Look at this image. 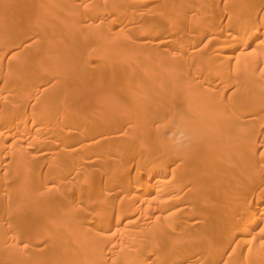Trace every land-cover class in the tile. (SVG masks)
<instances>
[{
    "label": "bare ground",
    "instance_id": "bare-ground-1",
    "mask_svg": "<svg viewBox=\"0 0 264 264\" xmlns=\"http://www.w3.org/2000/svg\"><path fill=\"white\" fill-rule=\"evenodd\" d=\"M153 1L0 0V264H263L264 0Z\"/></svg>",
    "mask_w": 264,
    "mask_h": 264
},
{
    "label": "rangeland",
    "instance_id": "rangeland-1",
    "mask_svg": "<svg viewBox=\"0 0 264 264\" xmlns=\"http://www.w3.org/2000/svg\"><path fill=\"white\" fill-rule=\"evenodd\" d=\"M194 1H197V0H194ZM225 3H226V0H220V8L222 9L221 10V12H220V16L219 17H217L216 18V21H219L220 22V27H221V29H222V26L223 25H225V24H228V22H227V20L223 17V16H226V14L224 13V12H228V9H226V6H225ZM264 4V3H263ZM263 4H261L260 6H259V10L261 11V15H262V12H264V10H263V8H264V6H263ZM213 5H216V3H212V4H210L209 6H213ZM154 6H159V7H164L165 8V5L159 0V1H153V2H151V3H149L147 6H146V8L148 9V8H151V7H154ZM261 7V8H260ZM255 8V7H254ZM256 9V8H255ZM264 14V13H263ZM260 17V16H259ZM258 18V17H257ZM212 18H211V16L207 19V22L209 21V20H211ZM252 20H256V18L254 19H252ZM257 21V20H256ZM87 23H88V21H87ZM86 23V24H87ZM204 27V25H201V27H200V30L202 29ZM260 30V29H259ZM263 32L264 31V27L262 28L261 27V30H260V32ZM233 36H231V37H227V40L229 41V43L231 42V40L233 39L232 38ZM161 38H158V39H156V41H159ZM211 39V37H207V38H204V39H202V41H198V40H196V42L194 43V44H192L191 45V47H193V48H188V50L190 49V50H198V52H199V56H200V54H203V53H205L206 51H209L210 50V54L212 53L211 52V48L214 46V43H209L208 44V42H209V40ZM263 40V38H258V39H256L255 40V42H257L258 43V41H262ZM228 43V42H227ZM256 43V44H257ZM255 43H253V45H256ZM253 45H251V46H253ZM133 46V45H132ZM250 46V48H246V50H244V49H242L241 48V46H240V48H238V49H236V51L235 52H233L232 53V55L233 56H236L235 58H233L230 62H231V64H229L228 65V67L227 68H231L232 67V65L234 66V63H238V62H240V64L242 63V61L247 57V55H248V53H249V49H253V47H251ZM257 46V45H256ZM255 46V47H256ZM134 47V46H133ZM160 48V46H158V49ZM164 48V47H163ZM154 49V51L153 52H151V55H153L154 53H155V48H153ZM92 50V49H91ZM173 50V49H172ZM93 51V50H92ZM92 51H91V53H92ZM243 52V53H241V54H239L238 52ZM237 52V53H236ZM220 53V52H219ZM218 53V54H219ZM214 55H216V54H214ZM213 55V56H214ZM249 55H252V56H254L255 54H253V53H251V54H249ZM248 55V56H249ZM104 57L105 56H103V55H101V57L100 56H96V58L94 59V61L92 60V63L91 64H95L96 62H98V60H101V59H104ZM100 58V59H99ZM96 59H98L97 61H96ZM187 60H188V56H187ZM262 63V62H261ZM261 63H259V66L257 67V69H255V70H257L258 72H259V74H257L258 72H255L256 74H257V76H259L258 78L260 79V76L262 75V72H264V66H262V65H264V64H261ZM238 65H239V63H238ZM241 66H242V64H241ZM241 66H238V69H241ZM250 67L252 66V65H249ZM250 67H248L249 69H250ZM252 68V67H251ZM260 68V69H259ZM259 69V70H258ZM254 69H252V73H253V71H255ZM262 72H261V71ZM159 71V70H158ZM157 71V73H159ZM168 71V72H167ZM165 73H164V75L163 74H158V76H156L155 74H153L154 75V78H153V80H162L163 81V83L164 84H167V83H169L174 77H175V75H176V71L175 70H173V72L172 71H169V70H167ZM156 72V71H155ZM172 72V73H171ZM251 72V71H250ZM156 73V74H157ZM167 73H169V74H167ZM254 73V74H255ZM253 74V75H254ZM255 74V75H256ZM261 74V75H260ZM153 75L151 76V78L153 77ZM149 75H148V77H150ZM147 77V76H146ZM159 77V78H158ZM254 77H256V76H254ZM264 77V75H262V78ZM151 78H149V79H147V80H145V79H142V80H139L140 82H139V84L141 83V84H148L150 81H152V79ZM158 78V79H157ZM261 78V79H262ZM257 79V78H256ZM259 79H257V80H259ZM145 80V81H144ZM262 81V80H261ZM145 82V83H144ZM184 82L185 81H183V84H184ZM225 82H226V80H225ZM263 82V81H262ZM227 83V82H226ZM226 83H222L223 85H226ZM230 84H232V86L233 87H235L236 89H238L240 86L242 87V84L243 83H241V81L240 80H237V83L236 84H233V83H230ZM228 85V84H227ZM144 86V85H143ZM240 87V88H241ZM139 88H141L140 86H139ZM139 88H137V89H139ZM141 90V89H140ZM148 92H149V90H148ZM150 93H151V91H150ZM149 93V94H150ZM97 100V99H96ZM98 101H99V99H98ZM98 101H96V102H98ZM96 102H94V104L96 103ZM252 107L254 110H262V109H264V105H261V104H255V105H253V103H251V104H249V107ZM251 116H244V118L246 119V120H248L249 118H250ZM264 118V117H263ZM192 120H194V119H190L189 121H188V124H186L187 126H189L190 127V125H192L193 124V121ZM196 122V121H195ZM196 130H195V134H200V131L198 130V128L196 127L195 128ZM257 130V129H256ZM255 130V131H256ZM197 132V133H196ZM258 132V130L256 131V134H254V135H250L249 137H248V135H246L245 137L247 138V140L248 139H251L253 136H255V137H257L256 138V140H257V142L255 143L256 144V146L257 145H259L258 147H256V151H257V155H259V156H262V159L259 161V165H255L253 162H250L247 166H250V168H251V170L246 166V165H244L243 166V169H248L249 170V172L250 173H252V174H254L253 173V171L254 172H260V174H262V175H264V128H263V132L262 133H260V134H258L257 133ZM102 136V137H101ZM100 137H97L96 139H92L91 140V142L94 140V141H97V140H99V139H102V141L100 142V141H98V145L97 146H101V145H103V146H99L100 148H98V150H101V148H104V145H105V141L106 140H104V138H107V137H105L104 135H101ZM104 136V137H103ZM255 137H253V138H255ZM259 137V138H258ZM245 139V138H244ZM243 139V140H244ZM237 140V142L236 143H238V141H239V139H236ZM94 141H93V143H94ZM103 143V144H102ZM107 143V142H106ZM97 146H95V147H97ZM261 146V147H260ZM94 147V146H93ZM106 147H107V145H106ZM73 149V148H72ZM97 149V148H96ZM210 153H212V152H214V151H209ZM243 157V155L241 156V153H240V155H239V153H238V155H237V158H236V162L239 160L238 158H242ZM252 161V160H251ZM234 163H235V160H232L231 159V161L229 160V167H232L233 165H234ZM236 164V163H235ZM253 165H254V167H253ZM246 166V167H245ZM257 166V167H256ZM234 167V166H233ZM242 167V166H241ZM245 167V168H244ZM239 169H241V168H239ZM256 171H255V170ZM248 172V173H249ZM204 180H206V179H204ZM243 181V180H242ZM245 181V180H244ZM264 184V183H263ZM262 188L261 189H264L263 188V186H261ZM191 189V188H190ZM261 189H260V187H259V189L257 188V192H259V191H261ZM255 193H256V190H255ZM179 207H181V209L182 208H193L194 210H195V207H194V205L192 204V203H190V202H187V203H184V204H182V205H180ZM187 218H195L194 216H190V217H187ZM94 225V224H93ZM93 225L91 226V231L92 230H96L95 229V227H96V225L94 226V228H93ZM92 232H94V231H92ZM91 232V233H92ZM94 236V235H93ZM221 246H219L218 248H220ZM239 247V246H238ZM222 254V253H221ZM220 254V255H221ZM198 257V259L200 258V256H196V258ZM196 258H194V259H192V260H195ZM191 260V261H192ZM191 261H189L187 264H192L191 263ZM185 262V261H184ZM183 262V263H184ZM193 262V261H192ZM183 263H176V264H183ZM185 264V263H184ZM207 264H211V262H208ZM219 264H226V263H219ZM263 264H264V261H263Z\"/></svg>",
    "mask_w": 264,
    "mask_h": 264
}]
</instances>
